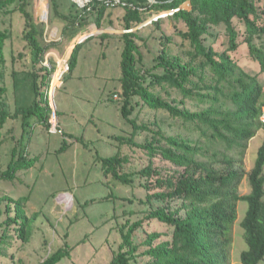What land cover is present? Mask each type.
Instances as JSON below:
<instances>
[{"label":"trees","instance_id":"1","mask_svg":"<svg viewBox=\"0 0 264 264\" xmlns=\"http://www.w3.org/2000/svg\"><path fill=\"white\" fill-rule=\"evenodd\" d=\"M48 2L64 24L63 34L71 39L84 27V14H94L95 26L101 29L105 21L112 25L105 15L117 7L125 10L122 28L135 29L120 36V91L112 92L109 100L119 92L123 120L133 132L150 135L140 147L148 157L161 159L163 166H153L149 161L135 173L127 174L122 172L125 159L121 155L99 159L104 177L128 186L133 174H138L145 178L140 185L146 191L155 190L148 198L165 203L148 216L171 229L169 240L155 244L162 236L158 233L146 239L145 255L150 264H231L239 202L247 204L240 222L247 248L241 252L240 261L259 264L264 259V138L254 152L250 171H244L243 161L250 142L264 132V86L257 74L241 68L231 54L239 44H245L264 73V0H121L119 4L113 0H90L82 9H77L71 0ZM186 2L189 9L182 7ZM29 3L0 0V17L14 13L23 17L22 39L29 51V67L35 69L42 64L50 45L43 44L44 25L32 21L27 10ZM147 10L171 14L136 29L144 22ZM235 20L244 26L240 43ZM221 26L225 28L227 49L217 51L214 44L222 31L215 34L212 29ZM9 38L7 31L0 30V98L7 92L2 85V68ZM150 40L159 48L155 46L149 66L142 47L148 48ZM80 48L81 44L74 47L68 61L70 76L78 65ZM42 72L45 75L40 82L35 72L29 73L34 100L21 112L24 119L36 114L39 123L45 125L50 108L40 87L51 70L44 66ZM143 108L153 112L152 125L156 130L138 122ZM6 118L5 114L0 116V126ZM161 122L171 128L170 135ZM117 139L135 145L132 139ZM16 152L14 148L6 171L0 173V181H11L15 173L29 170L36 161L19 154L14 159ZM245 179L250 191L241 195ZM30 194L31 191L18 198L6 194L0 197V259H8L11 264H25L8 251L13 243L24 244L32 237L33 219L26 211ZM174 202H179V207L173 208ZM135 227L136 224L120 228L122 242L109 264H132L138 250L132 241ZM68 254L62 248L38 264H58Z\"/></svg>","mask_w":264,"mask_h":264},{"label":"rangeland","instance_id":"2","mask_svg":"<svg viewBox=\"0 0 264 264\" xmlns=\"http://www.w3.org/2000/svg\"><path fill=\"white\" fill-rule=\"evenodd\" d=\"M29 1L27 10L32 21L44 25L42 42L50 45L42 64L35 69L29 67V51L22 39L23 17L19 13L0 17V30L10 35L4 46L2 68V85L7 92L0 98V116L5 114L7 118L0 126V173L6 171L14 148L17 150L14 159L17 154L36 158L29 170L15 173L11 181H0V197L6 194L18 198L31 191L26 211L33 219L32 237L24 244L13 243L8 254L25 264H38L48 254L64 248L69 254L58 264H109L122 242L120 228L136 224L132 241L138 250L132 264H150V258L145 255L148 250L146 239L158 233L162 236L155 240V244L169 240L171 229L148 216L165 203L148 198L155 190L146 191L140 185L145 178L138 174H133V182L128 186L110 176L104 177L99 159L121 155L125 159L122 172L127 174L135 173L149 161L153 166H163L161 159L148 157L140 147L150 135L133 132L130 124L123 120L119 92L109 100L112 92L120 91V36L135 29L126 31L122 28L125 10L117 7L107 10L105 15V19H111L112 25L105 21L101 29L95 26L94 14H84V27L71 39L68 34H63L64 24L54 15L48 0ZM113 1L119 4L121 0ZM89 3L87 0L83 7L75 4L77 9H82ZM182 7L189 9V3ZM168 14L171 12L156 14L147 10L143 14L144 22L136 29ZM233 25L239 33L240 43L244 26L236 20ZM224 29V26L212 29L215 34L222 31V36H218L214 44L217 51L227 49ZM77 44H81L78 65L70 76L68 61ZM148 46L142 47V53L145 63L150 66L159 46L152 40ZM231 57L245 71L257 74L264 86V73L260 72L259 64L253 61L245 44H239ZM44 66L51 70L48 80L40 87L50 108L45 125L39 123L36 114L24 119L21 112L34 100L33 80L29 73L35 72L40 82L41 76L45 75L42 72ZM152 117L153 112L143 108L138 122L156 130ZM161 126L167 135L171 134V128L162 122ZM119 137L132 139L135 145L119 141ZM263 138L264 132L261 131L250 142L243 161L245 172L251 170L254 152ZM240 191L241 195L249 193L247 179ZM171 205L179 207V202ZM246 210L247 204L239 202L231 264H241L240 254L247 248L240 226ZM0 263L11 264L4 258ZM259 264H264V259Z\"/></svg>","mask_w":264,"mask_h":264},{"label":"bare ground","instance_id":"3","mask_svg":"<svg viewBox=\"0 0 264 264\" xmlns=\"http://www.w3.org/2000/svg\"><path fill=\"white\" fill-rule=\"evenodd\" d=\"M79 5L83 6L87 0H75Z\"/></svg>","mask_w":264,"mask_h":264},{"label":"water","instance_id":"4","mask_svg":"<svg viewBox=\"0 0 264 264\" xmlns=\"http://www.w3.org/2000/svg\"><path fill=\"white\" fill-rule=\"evenodd\" d=\"M72 1H73L74 3H76L78 6L83 7V6L79 5L75 0H72ZM148 1L153 2V0H148Z\"/></svg>","mask_w":264,"mask_h":264}]
</instances>
